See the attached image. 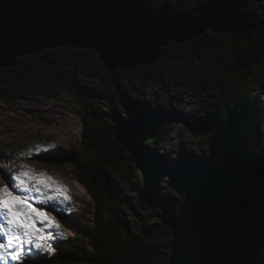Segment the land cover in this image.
<instances>
[{
	"label": "trees",
	"instance_id": "1",
	"mask_svg": "<svg viewBox=\"0 0 264 264\" xmlns=\"http://www.w3.org/2000/svg\"><path fill=\"white\" fill-rule=\"evenodd\" d=\"M208 1L149 0V8L154 12L167 5L172 13L192 14ZM243 4L239 32H208L183 45L171 44L162 48L160 59L149 68L110 72L91 50L55 48L0 69L1 100L14 102L26 95L65 91L78 105L83 121L79 151L68 161L75 169L76 183L86 188L93 202L94 224L79 226L82 231L75 239H67L61 250L43 256L39 264H264V128L257 121L264 83V0H243ZM77 69L103 70L108 76L99 81L120 95L127 114L137 110L144 119L146 131L138 142L147 169L138 189L149 206H153L149 198L160 162L155 150L172 126L162 114L150 112L147 104L121 90L123 83L132 73L149 83L192 81L214 92L215 112L206 122L211 127L213 163L207 174L186 181L175 203L164 206L182 221L208 231L209 242L197 248L194 256L178 243L165 252L162 242L176 238L170 228L135 234L120 217L116 208L121 199L115 195L110 171L121 174L127 161L134 160L117 139V126L112 123L119 114L115 105L104 113L99 107L102 91L81 84ZM5 155L1 153L0 159L6 157L1 165L8 168ZM83 238L86 246L80 248Z\"/></svg>",
	"mask_w": 264,
	"mask_h": 264
},
{
	"label": "rangeland",
	"instance_id": "2",
	"mask_svg": "<svg viewBox=\"0 0 264 264\" xmlns=\"http://www.w3.org/2000/svg\"><path fill=\"white\" fill-rule=\"evenodd\" d=\"M76 72L81 84L102 91L104 99L99 107L104 113L110 112L115 105L119 115L130 121L131 113L127 114L120 103V95L102 80L99 81V77L106 79L107 73L100 69L93 73H84L79 69ZM121 90L147 104L150 112L162 114L170 120L172 126L170 135L161 139L155 150L160 162L157 165L158 173L152 180L154 193L149 198L153 206L146 204L145 196L138 189L141 186L142 173L134 161H127L121 174L110 171L115 195L121 199V206L116 208L120 217L135 234H153L164 226L162 210L155 202L161 201L163 207L175 203L186 181L192 180L193 176L207 174L213 163V153L209 145L212 134L196 137L187 128V123H206L215 112L217 100L211 89L207 86L200 89L192 81L174 84L166 80L161 85L143 81L132 73ZM259 96L257 121L264 128V83ZM251 98L252 101L256 100L254 96ZM82 130L83 121L79 115V107L65 91L56 90L48 96L26 95L14 102L0 99V156L5 151L9 156V165L13 161L26 163L37 171L58 178L70 190V204L58 206L57 210L52 211L60 221L61 231L67 237L63 239L57 236L49 241L54 251L61 250L67 239H75L76 234L82 231L79 226L94 224L93 202L86 188L76 183L75 169L68 161L73 153L79 151ZM49 143H55L57 147L39 155L18 158L21 152L29 149L35 151L36 145L46 147ZM2 159L0 166L5 169L1 165ZM46 210L52 209L46 207ZM180 228L181 232L175 233L176 238L162 242L166 253L173 251L174 245L178 243L182 248L186 245V253L194 256L197 248L209 242L208 231L202 226L184 223ZM86 241L85 238L82 239L80 248L86 246ZM47 256H52V253ZM169 264L186 263L176 261Z\"/></svg>",
	"mask_w": 264,
	"mask_h": 264
},
{
	"label": "water",
	"instance_id": "3",
	"mask_svg": "<svg viewBox=\"0 0 264 264\" xmlns=\"http://www.w3.org/2000/svg\"><path fill=\"white\" fill-rule=\"evenodd\" d=\"M210 3L192 14H177L167 5L153 12L149 0H0V69L17 66L21 57H36L55 48L91 50L110 72L149 68L160 59L162 48L171 44L183 45L208 32L241 30L243 0H217L211 8ZM184 16L196 20L207 16V21L198 26H177V18ZM112 121L118 141L145 175L147 163L138 142L146 131L144 119L132 110L130 121L119 114ZM187 128L196 137L211 132L207 123H187ZM155 204L162 210L163 225L180 233L186 222L173 210Z\"/></svg>",
	"mask_w": 264,
	"mask_h": 264
},
{
	"label": "snow or ice",
	"instance_id": "4",
	"mask_svg": "<svg viewBox=\"0 0 264 264\" xmlns=\"http://www.w3.org/2000/svg\"><path fill=\"white\" fill-rule=\"evenodd\" d=\"M217 0H211V8ZM191 16L179 17L177 26H198L206 23ZM57 147L36 145L35 151L21 152L18 158L39 155ZM0 261L3 264H39V260L54 251L49 242L57 236L66 239L60 221L52 211L67 206L72 200L70 190L58 178L37 171L26 163L13 161L0 169ZM40 205V206H37ZM50 207L52 210H46Z\"/></svg>",
	"mask_w": 264,
	"mask_h": 264
},
{
	"label": "bare ground",
	"instance_id": "5",
	"mask_svg": "<svg viewBox=\"0 0 264 264\" xmlns=\"http://www.w3.org/2000/svg\"><path fill=\"white\" fill-rule=\"evenodd\" d=\"M256 91H257V90H256ZM256 91H255V92H256ZM253 92H254V91H253ZM136 111H137V110H136ZM160 204H161V203H160ZM2 222H3V221H2V220H0V223H2ZM0 262H1V261H0Z\"/></svg>",
	"mask_w": 264,
	"mask_h": 264
}]
</instances>
